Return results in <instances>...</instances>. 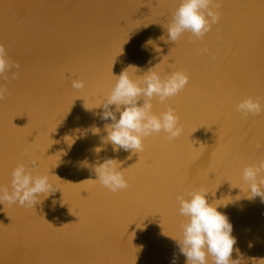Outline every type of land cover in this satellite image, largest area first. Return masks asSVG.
<instances>
[{
  "label": "water",
  "instance_id": "1",
  "mask_svg": "<svg viewBox=\"0 0 264 264\" xmlns=\"http://www.w3.org/2000/svg\"><path fill=\"white\" fill-rule=\"evenodd\" d=\"M218 2L220 21L203 40L185 33L165 43L162 25L180 0H0V44L20 65L0 77L8 89L0 100V185L11 191V172L23 163L48 174L57 190L34 207L0 204V264H173L174 257L185 264L171 238L186 220L176 196L200 187L233 225L231 259H264V202L249 199L242 181L244 166L264 158V113L245 117L235 108L247 97L264 103V0ZM155 65L162 77L189 74L180 94L153 100L157 114L176 109L183 134L174 141L154 134L140 153L114 152L103 142L112 121L94 107L112 72L135 66L130 74L142 76ZM76 79L83 90L72 87ZM107 158L120 163L128 189L85 181Z\"/></svg>",
  "mask_w": 264,
  "mask_h": 264
},
{
  "label": "clouds",
  "instance_id": "2",
  "mask_svg": "<svg viewBox=\"0 0 264 264\" xmlns=\"http://www.w3.org/2000/svg\"><path fill=\"white\" fill-rule=\"evenodd\" d=\"M219 7L218 0H180L172 19L166 26L162 25L166 29V36L162 35L159 39L165 43H175L185 33H190V39L203 40L213 25L220 21L221 13L216 10ZM147 43L151 44L152 41L149 40ZM208 52L207 47L200 50L201 54ZM212 58L215 59V54H212ZM157 65L142 76L134 77L130 74V68L139 71L135 66H129L119 75L112 72L114 83L111 89L104 100L94 107H103L101 119L110 118L112 121L105 125L107 136L103 138V142L110 143L114 152L123 149L140 153L145 148V139L154 134L163 132L168 141H174L183 134L184 129L176 109L169 106L157 114L153 111V100L164 104L180 94L189 83V74L175 70L162 77L154 70ZM19 67L17 62L8 57L5 45L0 44V77L7 79L6 73ZM16 76L17 73L13 72L12 77ZM72 87L83 90L85 82L73 80ZM7 93V87L0 85V100H4ZM113 105L114 110L110 107ZM84 107L89 109L85 102ZM235 108L245 117L264 113V103L260 98L247 97L236 104ZM99 150L97 149V152ZM33 164L35 165V161ZM94 172L96 179L85 181L91 180L113 193L130 187L124 170L114 158H107L103 163H98L94 167ZM242 181L247 185L249 199L260 197L264 202V158L244 166ZM56 191L48 174L34 173L32 168L20 163L11 172V191L0 185V204L18 203L20 206L34 207L40 203L41 197H47ZM208 192L204 187H200L188 192L187 196L183 194L176 196L179 202L177 211L186 220L181 224L180 237L171 238L178 245L179 252L186 257L185 264H209V257L211 264H236L237 260L231 259L234 245L237 243L236 237L232 235L233 225L227 215L217 210L218 203H209ZM249 247L252 245L249 244ZM235 251L238 253L239 249ZM259 264H264V259H261Z\"/></svg>",
  "mask_w": 264,
  "mask_h": 264
}]
</instances>
